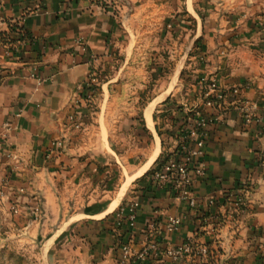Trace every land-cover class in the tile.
I'll return each instance as SVG.
<instances>
[{
    "label": "crops",
    "instance_id": "1",
    "mask_svg": "<svg viewBox=\"0 0 264 264\" xmlns=\"http://www.w3.org/2000/svg\"><path fill=\"white\" fill-rule=\"evenodd\" d=\"M234 1L236 13L228 14L230 0H225L222 16L214 6L208 14L199 11L208 8V0L185 2L203 39L195 54L202 62L199 81L211 77L217 90L230 95L235 89L259 106L254 124L245 126L228 97L218 109L201 104L207 81L194 88L201 95L185 104L186 110L201 104L211 114L203 121L206 153L200 163L205 175H193L200 213L220 216L221 225L211 230L197 223L187 200L174 189H159L148 178L137 182L162 152L155 114L171 94L152 96L144 109L151 139L137 134L139 123L131 127L153 146L149 160L136 171L130 172L109 132H102L108 141L99 148L96 133L83 129L89 119L77 107L87 98L95 59L109 50L117 18L112 8L97 0H0V193L9 186L24 188L28 195L20 198L30 203L24 210L32 213L40 206L42 212L32 222L47 234L50 264H121L122 245L141 248V231L152 223L165 246L198 236L211 249L208 264H264V0ZM57 142L64 147L51 154ZM110 169H125L129 177L116 193L94 197ZM242 186L247 210L226 203L225 191ZM130 204L136 206L133 226L128 217L120 218ZM170 215L182 218L179 228L168 227ZM144 264L194 263H176L163 254Z\"/></svg>",
    "mask_w": 264,
    "mask_h": 264
},
{
    "label": "rangeland",
    "instance_id": "2",
    "mask_svg": "<svg viewBox=\"0 0 264 264\" xmlns=\"http://www.w3.org/2000/svg\"><path fill=\"white\" fill-rule=\"evenodd\" d=\"M97 1L104 3V7L112 8L117 17L116 27L112 31L109 50L95 59L93 79H89V86L93 89L88 90L95 95H87L82 106L77 108H80L79 112L81 110L86 115L85 118L89 119L83 121V129L85 128V131L90 129L96 133V145L99 148H103V143L108 141L102 136V132L105 134L109 132V140L117 153L125 154L123 161L131 166L130 172L136 171L140 165L148 161L153 153V146L149 144L148 138L142 139L134 135L129 121L132 116L139 115L143 104L149 98L161 92H168L184 106L198 97L197 95H201V89L195 93L194 88L198 89L202 82L207 81L208 96L215 95L221 104L225 103L228 97L234 111L240 112L239 108L244 99L235 92V89L229 95L222 92L223 90H217L216 83L211 77L199 81L198 69L202 62L195 54L200 52L203 39L198 35L196 21L185 7L186 0ZM208 1V8L205 6L203 9L199 8V11L203 15L208 14L214 6L217 13L222 16L225 12L222 4L225 0ZM235 3L234 0H230L231 9L226 8L228 14L231 11L232 14L236 13V9L232 8ZM238 21L239 19L236 23L240 24ZM182 72L183 77L180 78ZM203 103L201 101V104ZM155 104L151 106L154 108ZM209 106L213 107L212 103H209ZM159 110H162L159 114H163V107ZM225 113L226 111L223 112V116ZM161 121L164 123V120ZM126 176L129 177L125 169L123 172L121 169L108 170L100 186L101 191H96L93 196L101 197L105 191H112L109 192L110 195L116 193ZM203 176L199 174V177ZM12 188L9 186L7 191L0 193V264H46L44 244L47 234L39 230L38 224L33 225L32 221L35 218L31 215L32 210L28 211L26 219H19L15 215L12 206L18 204L22 209H27L25 206L30 203L20 198L24 199L28 195L24 188L18 191L11 190ZM192 194L196 201L197 195ZM182 195L183 191L178 198L182 199ZM196 205L199 208L198 201ZM198 208L195 207L194 210ZM220 222L218 225H221ZM84 253L89 259L91 255L89 250L85 249Z\"/></svg>",
    "mask_w": 264,
    "mask_h": 264
},
{
    "label": "built area",
    "instance_id": "3",
    "mask_svg": "<svg viewBox=\"0 0 264 264\" xmlns=\"http://www.w3.org/2000/svg\"><path fill=\"white\" fill-rule=\"evenodd\" d=\"M243 122L246 126H251L257 119L259 106L254 103L245 101L239 108ZM196 128H191L187 131L188 137L193 141V145L186 144L183 150V158H173L169 163L165 164L155 175L154 183L159 189L172 188L177 194H181L182 199L187 200L189 206L192 209V214L196 217V221L201 227L216 228L220 218L215 214L204 215L200 213V209L196 205L197 200L193 199L194 187H193V175L190 170L195 169L196 174L205 175L203 165H201L200 159H203L206 153V140L203 132V122L197 124ZM62 142H57L55 147L51 150V154L58 153L63 149ZM178 197V196H177ZM135 205L121 209L120 218L128 217V221L133 226L136 221ZM198 210H194V208ZM15 215L19 219L28 218V211L24 210L18 204L12 206ZM129 209V212L127 211ZM42 210L40 206H37L33 210L31 215L34 218H38ZM182 218L176 215H170L168 217V227L171 230H175L180 227ZM156 224L152 223L151 226L145 227L141 231L143 242L141 248L132 247L131 244H123L120 250V263L121 264H144L150 262L151 259H156L161 255H165L173 262L179 263L182 260L190 259L194 264H208V251L205 246L200 245L196 235L189 236L185 242L177 245L163 244L158 233L155 231ZM209 230V229H207ZM161 254V255H160Z\"/></svg>",
    "mask_w": 264,
    "mask_h": 264
},
{
    "label": "trees",
    "instance_id": "4",
    "mask_svg": "<svg viewBox=\"0 0 264 264\" xmlns=\"http://www.w3.org/2000/svg\"><path fill=\"white\" fill-rule=\"evenodd\" d=\"M195 20V19H194ZM12 29H17V26H12ZM20 31L24 34V36H30V33L25 30L24 28H19ZM94 73V72H93ZM183 77V72L180 75V78ZM93 79V76L91 77ZM90 79V80H91ZM93 89V87L85 86V90ZM86 95H90L92 92H85ZM209 93L208 89H204L202 91V98L204 99V106L209 105V103H212L213 108L215 107L218 109L221 102L220 100L215 96L210 94L206 97V95ZM95 95V94H91ZM151 101V98L147 100L146 103L143 104V108L138 116L131 117V127L136 126L139 123V130L137 131V134L143 133L148 135L147 137L151 139L152 134L151 131L147 128L145 117H144V109L148 106V102ZM204 106L197 105L194 107H191L190 110H186V105L183 106L181 104V101L174 99L172 96H170L165 102L162 103L163 107V114H158L156 112L155 118L157 119L158 124L156 126L157 133L162 141V152L154 165L140 178H138L137 182H146L147 178L151 183H154V177L157 174V172L167 163H169L173 158H183V150L182 148L186 144L193 145V141L188 137L186 130V126L192 125L194 128H196L201 122L204 121L205 118H210L208 115H211L208 113ZM159 107V108H160ZM161 111H159L160 113ZM173 112V113H172ZM181 114V116H179ZM214 115V113L212 114ZM161 120H164V123L161 124ZM191 175H194L196 173L195 169L190 170ZM244 186V185H243ZM241 187L239 189H233V190H227L225 191L226 195V203H230L231 206H233L236 209L239 210H247L248 204L246 203V190L244 187ZM248 190V188H247ZM209 214H215L220 218V216L217 213H209ZM199 234V233H198ZM198 237V236H197ZM206 247L208 251V258L211 257V249L208 246V244H200Z\"/></svg>",
    "mask_w": 264,
    "mask_h": 264
},
{
    "label": "water",
    "instance_id": "5",
    "mask_svg": "<svg viewBox=\"0 0 264 264\" xmlns=\"http://www.w3.org/2000/svg\"><path fill=\"white\" fill-rule=\"evenodd\" d=\"M45 261H46V264H50L49 260L47 259V251H46V259H45Z\"/></svg>",
    "mask_w": 264,
    "mask_h": 264
}]
</instances>
